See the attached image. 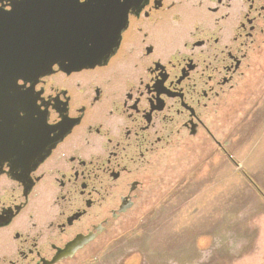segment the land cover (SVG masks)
<instances>
[{"label":"flooded vegetation","instance_id":"obj_1","mask_svg":"<svg viewBox=\"0 0 264 264\" xmlns=\"http://www.w3.org/2000/svg\"><path fill=\"white\" fill-rule=\"evenodd\" d=\"M126 16L104 59L1 92L0 264L89 262L158 197L168 157L228 153L226 110L264 63V0H133Z\"/></svg>","mask_w":264,"mask_h":264},{"label":"rangeland","instance_id":"obj_2","mask_svg":"<svg viewBox=\"0 0 264 264\" xmlns=\"http://www.w3.org/2000/svg\"><path fill=\"white\" fill-rule=\"evenodd\" d=\"M261 64L226 110L228 153L168 157L152 192L158 197L141 204L142 217L115 226L84 264H264Z\"/></svg>","mask_w":264,"mask_h":264},{"label":"water","instance_id":"obj_3","mask_svg":"<svg viewBox=\"0 0 264 264\" xmlns=\"http://www.w3.org/2000/svg\"><path fill=\"white\" fill-rule=\"evenodd\" d=\"M65 1L25 0L13 14L0 15V102L19 80L34 82L62 63L79 67L104 59L133 0Z\"/></svg>","mask_w":264,"mask_h":264}]
</instances>
